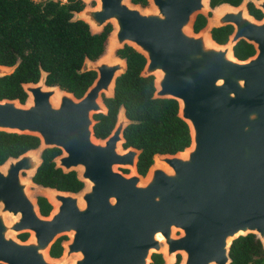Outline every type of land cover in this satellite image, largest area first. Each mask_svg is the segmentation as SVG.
Masks as SVG:
<instances>
[{"label": "water", "instance_id": "obj_1", "mask_svg": "<svg viewBox=\"0 0 264 264\" xmlns=\"http://www.w3.org/2000/svg\"><path fill=\"white\" fill-rule=\"evenodd\" d=\"M95 1L71 18L91 33L111 25L104 52L82 63L80 71L96 74L83 94L47 85L40 70L38 81L21 84L24 102L0 99V131L39 139L37 147L0 163V261L20 264L32 255L34 264H49L47 250L63 235L67 255L99 249L117 264H149L153 253L164 264H229L232 240L247 233L264 246V18L254 20L243 4H222L214 23L194 31L208 0ZM255 5L264 12V0ZM224 24L234 29L220 44L210 29ZM239 39L253 45L252 55L233 54ZM124 45L144 56L140 75L154 76L153 97L175 99L190 133L183 150L155 153L144 175L136 169L140 149L123 147L124 128L134 122L123 106L107 136L93 133L94 115L107 112L103 98L113 96L126 70L115 53ZM17 64H0V77ZM50 147L60 150L55 167L76 171L80 190L32 180ZM30 185L51 204L47 215L30 197ZM23 231L30 233L25 242L12 235Z\"/></svg>", "mask_w": 264, "mask_h": 264}, {"label": "trees", "instance_id": "obj_2", "mask_svg": "<svg viewBox=\"0 0 264 264\" xmlns=\"http://www.w3.org/2000/svg\"><path fill=\"white\" fill-rule=\"evenodd\" d=\"M131 1L147 5V0ZM221 2L236 5L240 0H209L212 7ZM85 5L82 0H0V64L13 65L18 61L10 74L0 77V99L17 98L24 102L26 93L21 84L38 81L40 70L46 73L47 85H57L76 97L83 94L96 74L93 70L80 71L82 63L85 58L94 60L104 52L111 30L108 23L101 31L91 33L83 20H71L74 12ZM249 10L257 12L252 6ZM205 22V16L198 14L193 30L198 31ZM230 29L229 25L213 28L211 36L217 43H223ZM253 52L252 45L243 40L233 46V54L239 59ZM115 53L126 60V70L116 79L113 96L103 98L107 112L94 115L93 133L95 137L107 136L123 106L125 116L134 120L124 128L123 147L140 149L136 169L144 175L155 153H175L189 145V128L177 115L175 99L153 97L154 76L140 75L144 56L129 45ZM38 144L34 135L0 131V163ZM59 153L56 147L44 149L32 180L42 186L76 192L83 182L76 171L63 172L55 167L53 158ZM36 202L40 214L47 215L52 207L47 199L38 195ZM59 248L56 240L51 246L52 253ZM229 256V264H264V246L255 234L247 233L232 240ZM152 257L151 264H162L159 253H153Z\"/></svg>", "mask_w": 264, "mask_h": 264}, {"label": "flooded vegetation", "instance_id": "obj_3", "mask_svg": "<svg viewBox=\"0 0 264 264\" xmlns=\"http://www.w3.org/2000/svg\"><path fill=\"white\" fill-rule=\"evenodd\" d=\"M256 1H259V0H240V2L238 4H236V5L230 4L228 2H221V3H219V4H217V5L212 7V6H210L209 0H208V7L212 10V14H211V11H207L206 15H203L201 13H199V14L205 16V18H206V22L204 24V26H205L207 24V22H208L209 16L211 17L213 15V11L215 9H217L219 6H221L222 4H227V5L231 6V7H238V6L243 4L244 7H245V10H246V13L249 16H251L254 20L261 21L264 18V12L259 7H257L255 5ZM249 6L254 7L257 10V12L256 13H252L249 10ZM216 15H217V12L213 15V17L211 18L210 21H213V19H214V17H216ZM225 25H229L231 27V29H230L229 33L227 34L226 40L223 43H220V44H225L229 40V36L231 35V33L233 32V29H234L233 25L232 24H224V25H221V26H213L210 29V34H211V30L213 28L222 27V26H225ZM203 27H201L200 29H202ZM241 40H243V39L237 40L232 45V50H233V46L236 43H238L239 41H241ZM243 41H245V40H243ZM252 47H253V45H252ZM253 49H254V47H253ZM29 235L30 234L28 232L23 231V232L17 233V237L16 238L20 242H25L30 237ZM56 240H59L60 248L55 253H52L51 246ZM65 240H67V237L65 235H63V236L57 237L51 243L50 247L47 250V254H46V260H47V262H49V264H75L77 259H79L80 264H117V258H104V257H102L100 255L101 251L99 249H95V250L84 249L83 253H80V252L79 253H74V252H72L70 255L69 254L67 255L65 253V249H64V246H63V242ZM160 256H161V254H160ZM20 260H21L20 264H34V256H32V255L31 256L22 257ZM153 261H154V258L151 255L149 264H151ZM161 262H162V264H164V259L162 258V256H161ZM0 264H8V263L4 262V261H0Z\"/></svg>", "mask_w": 264, "mask_h": 264}, {"label": "rangeland", "instance_id": "obj_4", "mask_svg": "<svg viewBox=\"0 0 264 264\" xmlns=\"http://www.w3.org/2000/svg\"><path fill=\"white\" fill-rule=\"evenodd\" d=\"M95 4H96V1L95 0H91L90 2H88V3H86V7H94L95 6ZM147 6H149V3L147 4ZM217 10L218 9H215L214 11H213V15L217 12ZM207 11H211V14H212V10L208 7L207 8ZM213 15L210 17L209 16V18H208V20H209V22H210V20H211V18L213 17ZM119 170H121L122 172H124V173H129L130 172V170L129 169H123V168H120V167H117ZM28 191H29V195H30V197L32 198V199H34V200H36V197L38 196V195H41L42 194V192H41V190H40V187L39 186H35V185H30V186H28ZM29 233V232H28ZM30 234V233H29ZM12 235L14 236V237H17V233H12ZM30 236V235H29ZM67 238H68V236L67 235H65ZM178 254L176 255V259L178 258ZM180 258H181V256H180ZM174 264H177V262L175 261L174 262Z\"/></svg>", "mask_w": 264, "mask_h": 264}, {"label": "bare ground", "instance_id": "obj_5", "mask_svg": "<svg viewBox=\"0 0 264 264\" xmlns=\"http://www.w3.org/2000/svg\"><path fill=\"white\" fill-rule=\"evenodd\" d=\"M215 18H216V17H214L213 21H210V23H214ZM108 51H109V50H107L106 53H107Z\"/></svg>", "mask_w": 264, "mask_h": 264}]
</instances>
